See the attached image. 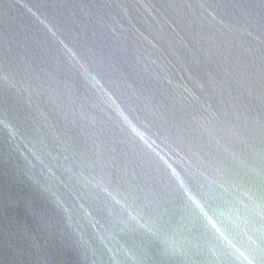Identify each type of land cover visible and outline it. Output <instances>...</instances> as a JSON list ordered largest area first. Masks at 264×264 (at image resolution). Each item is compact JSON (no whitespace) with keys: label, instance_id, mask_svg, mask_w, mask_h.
Here are the masks:
<instances>
[{"label":"water","instance_id":"95a60500","mask_svg":"<svg viewBox=\"0 0 264 264\" xmlns=\"http://www.w3.org/2000/svg\"><path fill=\"white\" fill-rule=\"evenodd\" d=\"M0 264H264V0H0Z\"/></svg>","mask_w":264,"mask_h":264}]
</instances>
